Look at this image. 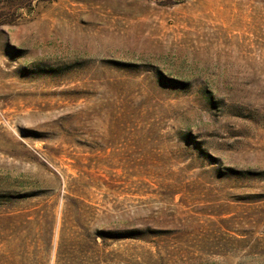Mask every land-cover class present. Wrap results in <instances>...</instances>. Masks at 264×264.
<instances>
[{
  "label": "rangeland",
  "instance_id": "rangeland-1",
  "mask_svg": "<svg viewBox=\"0 0 264 264\" xmlns=\"http://www.w3.org/2000/svg\"><path fill=\"white\" fill-rule=\"evenodd\" d=\"M0 264H264V0H0Z\"/></svg>",
  "mask_w": 264,
  "mask_h": 264
}]
</instances>
